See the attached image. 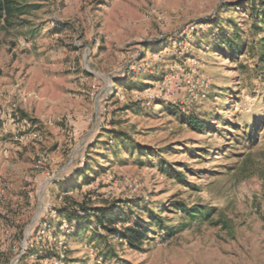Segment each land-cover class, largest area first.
<instances>
[{
	"label": "rangeland",
	"instance_id": "1",
	"mask_svg": "<svg viewBox=\"0 0 264 264\" xmlns=\"http://www.w3.org/2000/svg\"><path fill=\"white\" fill-rule=\"evenodd\" d=\"M14 1L0 19V264L51 250L58 264H264V66L220 34L236 24L253 43L250 0ZM118 208L144 219L141 245L93 215Z\"/></svg>",
	"mask_w": 264,
	"mask_h": 264
},
{
	"label": "trees",
	"instance_id": "2",
	"mask_svg": "<svg viewBox=\"0 0 264 264\" xmlns=\"http://www.w3.org/2000/svg\"><path fill=\"white\" fill-rule=\"evenodd\" d=\"M258 0H250L247 5H251V12H249V16H251V34L254 37L253 43L249 44V41H246L243 38L242 30L239 26L236 24L233 25V28L230 26V30L232 28V36H228V32L224 30V28L220 29L221 31V36L222 38H225L227 41L228 46L230 47V51L234 50L236 54H243L244 51L247 49H250L252 53H256L258 57L260 58V68L264 66V1L257 2ZM15 1L14 0H0V19L7 18L11 16L14 11H15V6H14ZM233 24V23H232ZM245 46V49H244ZM258 69V70H259ZM258 78V76H256ZM261 77V76H260ZM259 77V78H260ZM263 83H264V78ZM190 120L189 122L196 126L199 129H202L205 127V120H200L197 116H189L187 118ZM202 127V128H201ZM259 129L257 128L256 132ZM257 139V136L251 135L249 136V141L250 142H255ZM233 139H231L232 141ZM232 143V142H231ZM230 146H228V150L226 149V152L229 151ZM225 152V153H226ZM73 188V187H70ZM130 211H132L131 208H129ZM181 211H183L185 214L188 215L189 218H191L193 221H201L207 218L208 216V210L209 208H193V209H188L187 207L180 208ZM65 210L62 209L61 213L64 212ZM98 212H100L101 215L98 214H93L99 219L100 222L106 223L108 221H112L114 223H121L124 228L120 230H115L113 228H110V231H113L116 235H118L120 238L125 239L130 243L132 246H137L141 245L143 241L148 238L149 236L146 235L147 232V226L145 225V221L142 217H137L136 220L133 221V217L136 215V213L132 212L131 214L128 213V211L123 210L122 208H118L116 211L111 210V211H104L101 209H97ZM152 223L159 226L161 229H167L166 232H164L166 236H170L173 234V232H169L168 226L164 224L163 220L160 217H153L150 213L148 214ZM66 219L68 222L74 221L75 219L80 220V216H71V214L67 213L65 215ZM133 221V222H132ZM131 226H129V224ZM76 228L72 230L68 236L75 238L76 240L81 239L85 237V228L84 224H75ZM107 228V224H105ZM51 253H55L54 251L51 250ZM49 251L46 253V255L43 256V258L40 259H51L54 257H57L55 255H52ZM58 255V254H57Z\"/></svg>",
	"mask_w": 264,
	"mask_h": 264
},
{
	"label": "built area",
	"instance_id": "3",
	"mask_svg": "<svg viewBox=\"0 0 264 264\" xmlns=\"http://www.w3.org/2000/svg\"><path fill=\"white\" fill-rule=\"evenodd\" d=\"M37 258H38V257H37ZM41 261H42V262L44 261L43 264H48L47 261L49 262V264H50V263H51V264H52V263H53V264H54V263H55V264H58V263H59L58 261H55V258H54V259H44V260L41 259Z\"/></svg>",
	"mask_w": 264,
	"mask_h": 264
}]
</instances>
